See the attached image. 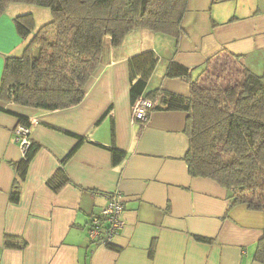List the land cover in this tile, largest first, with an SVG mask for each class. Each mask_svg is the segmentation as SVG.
Listing matches in <instances>:
<instances>
[{
	"label": "crops",
	"instance_id": "obj_1",
	"mask_svg": "<svg viewBox=\"0 0 264 264\" xmlns=\"http://www.w3.org/2000/svg\"><path fill=\"white\" fill-rule=\"evenodd\" d=\"M24 4L11 3L0 15V82L5 57L20 55L25 44L13 20L34 10ZM181 28L177 43L145 29L117 47L107 41L77 106L47 112L0 101L29 118V139L39 146L12 203L18 179L12 163L22 158L14 138L18 119L0 110V264H264L255 258L264 210L231 205L224 187L189 174L186 112L153 110L141 126L132 122L129 97V58L148 49L165 62L146 91L189 96L187 81L164 76L169 62L192 68L218 54L238 56L264 76V0H188ZM78 137L85 141L63 165L68 181L53 191L47 180ZM112 142L125 153L118 165L108 150ZM115 190L124 198L123 228L110 246L95 245L88 220ZM7 236L25 246L7 247Z\"/></svg>",
	"mask_w": 264,
	"mask_h": 264
},
{
	"label": "trees",
	"instance_id": "obj_2",
	"mask_svg": "<svg viewBox=\"0 0 264 264\" xmlns=\"http://www.w3.org/2000/svg\"><path fill=\"white\" fill-rule=\"evenodd\" d=\"M188 0H0V15L11 3L31 4L50 10L51 19L35 32L31 13L16 16L14 24L25 41L20 55L6 56L0 82V101L52 112L77 106L84 99V86L105 56L106 42L120 46L138 29L171 36L177 43ZM226 55V54H222ZM215 55L196 67L169 62L164 76L181 78L189 84L185 97L158 89L146 91L158 56L151 50L129 58V97L155 101L153 110L184 111L189 144L185 155L188 172L194 177L214 180L228 192L231 205L264 210V76L228 56L237 66V80L227 87H203L200 74ZM18 125L31 127L29 118L12 113ZM30 141V139H29ZM78 144L47 180L53 191L67 183L64 164ZM30 141L22 158L12 163L18 179L10 201L18 203L20 182L38 151ZM112 163L120 164L125 153L115 143L108 148ZM198 240L210 241L196 237ZM5 245L21 249L25 241L6 237ZM110 246V245H109ZM255 258L264 262V239Z\"/></svg>",
	"mask_w": 264,
	"mask_h": 264
},
{
	"label": "built area",
	"instance_id": "obj_3",
	"mask_svg": "<svg viewBox=\"0 0 264 264\" xmlns=\"http://www.w3.org/2000/svg\"><path fill=\"white\" fill-rule=\"evenodd\" d=\"M155 101L149 98H138L133 104L131 118L143 126L147 123L150 111ZM31 127L17 125L14 129V138L18 143L22 155L29 146V133ZM123 195L115 190L108 193V202L99 213L91 215L88 220V237L95 245L109 246L113 243L120 230L123 228Z\"/></svg>",
	"mask_w": 264,
	"mask_h": 264
},
{
	"label": "rangeland",
	"instance_id": "obj_4",
	"mask_svg": "<svg viewBox=\"0 0 264 264\" xmlns=\"http://www.w3.org/2000/svg\"><path fill=\"white\" fill-rule=\"evenodd\" d=\"M24 5L30 7L31 9H34L33 11H31V14L35 22L34 32L40 26L50 21L51 14L49 9L31 4H24ZM159 37H162L163 39H168V38L170 40L173 39L171 36H166V35L164 36L159 35ZM160 43L164 44V42L159 41V44ZM159 56L160 59L158 60V62L161 64L164 63L165 59L164 57H162V54L160 52H159ZM237 71H238L237 66L234 65V62L228 56L220 55L210 61L208 68L200 74V78L198 81L199 84H201L203 87L221 86L224 88L230 84L235 83L238 75ZM139 98H143V97H139ZM151 112L152 111H150V113ZM149 118H150V114H149ZM149 118L147 120V123L149 121ZM132 122L138 124L137 122L134 121ZM123 203H124V198H123Z\"/></svg>",
	"mask_w": 264,
	"mask_h": 264
}]
</instances>
